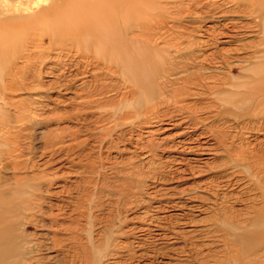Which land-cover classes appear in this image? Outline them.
I'll return each mask as SVG.
<instances>
[{"label": "rangeland", "instance_id": "rangeland-1", "mask_svg": "<svg viewBox=\"0 0 264 264\" xmlns=\"http://www.w3.org/2000/svg\"><path fill=\"white\" fill-rule=\"evenodd\" d=\"M33 1L0 0L5 263L264 264V55L252 46L259 28H242L238 16L228 27L239 38L199 43L201 58L251 45L233 52L231 69L206 61L208 85L177 93L189 102L180 110L169 100L184 71L170 72L163 43L172 30L164 33V23L152 45L121 25L141 33L165 0ZM81 3L90 6L80 12ZM53 4L64 9L44 14ZM213 23L199 22L190 38L207 40ZM188 62L186 74L201 67Z\"/></svg>", "mask_w": 264, "mask_h": 264}, {"label": "bare ground", "instance_id": "bare-ground-1", "mask_svg": "<svg viewBox=\"0 0 264 264\" xmlns=\"http://www.w3.org/2000/svg\"><path fill=\"white\" fill-rule=\"evenodd\" d=\"M46 1L47 0H34L32 2V4L36 5V6H40V5L42 6V4L44 2H46ZM53 1H51V2H53ZM105 1L107 2V0H105ZM165 1L166 2H165V4L163 6H161V5L155 6L156 9L159 8V11L158 12H151V15H149V18H150L149 21L150 22L144 28V31H142L141 33L136 35L134 32L136 30H138V28H136V27H131V28L128 27L125 24L127 22H124L121 25H122V31L124 32L125 36L129 35L130 39H133V40H138L139 38H143L144 37V39H146V41L149 42L152 45L157 44V41L160 38L158 36V34H159V31L163 28V24L164 23H165V25H168L167 28H165L166 30H165L164 33H168L169 30H172V32L174 34H172L171 38L169 37L170 39H164L163 43L166 45L165 46V50L167 51V53L166 52L165 53H166L167 60H169V70H170V72L175 71L176 69H183L182 71H184V74H182V75H180L178 77L181 80L182 86H178L176 88H173L174 90L171 91L172 92L171 96L169 95L170 98H171V100H169V101H171V103L177 109L179 108L181 110V109L187 108L188 107L187 105L189 104V102H188V104H185L184 103V99L183 98H179L177 93L185 92V94H188L190 88L186 89V87H188L190 84H192L194 86H207L208 85V83H206L207 82L206 79L210 78V77L204 76V75H202L200 73L203 68L205 69V67H204L205 64L204 63L206 61H209V63H210V61H216L218 63L224 64L229 69H231L232 64H230V63L232 61H230V60H232V59L236 60V58L232 57V54H234V53L235 54H240V53H238L239 50H246L247 47L251 45L250 44L251 42H249V43H247V42L246 43H240L239 47L236 46L237 48H234V49H226L225 48L224 50L212 51V52H208L207 54L204 53L202 58L200 57L201 55L198 54L197 50H199L198 49L199 46H200L199 43H203V44L205 43L207 46H211V45H214L215 43L216 44L218 43V41H216V39L218 37H224V38H229V39H237V38H239V36L236 35V34L232 35L231 32H233V31L230 30L229 27H228V26H231V25L233 27H236L239 23H241L240 21L236 20V17L239 16V17H242V18H246V22L241 25L242 28L250 27L251 24L253 26H256V27L259 28L260 38L257 40V42H256L257 44H255V45L253 44L252 45L254 47L253 52L258 54V55H260L259 57H262V55H264V0H165ZM29 4H31V3H25L26 9H28V5ZM90 4H91V6H94L93 3H90ZM5 6L7 7V5H5ZM87 6H90L89 3H81L79 5V7L81 8L80 12L84 11ZM10 9H11V6L5 8L6 11H9ZM62 9H64V6H62V4H53V5H49L46 9L43 10V12H44V14H50V13H52L54 11L57 12V11H60ZM156 9H155V11H156ZM38 10H37V12H38ZM35 14H37V13H35ZM29 15H32V14L30 13ZM27 19L31 20V18H28V17H27ZM26 21L28 22V20H26ZM107 21L108 22L111 21L110 18H108ZM207 21L208 22L215 21V24L214 23H213V25L210 24L208 26V28L206 29V31H205L207 33V40H205V41L203 40V42L202 41L200 42L199 40H197L195 38H190V36H196V31H197V28H198L197 24L199 22H207ZM218 21L223 22V23H221V26L218 25V23H216ZM168 22H169V24H167ZM31 24L32 23H30V25ZM176 28L180 29L179 34L178 33L175 34L174 31H175ZM225 29L227 31H225ZM234 31L237 32V30H234ZM111 32L107 36L109 39L108 38L106 39V41H105L106 44H107V41H110V40H113V39L115 40V36H118V34H116L115 31L113 32V34ZM146 33H147V37H145ZM110 34H112V35H110ZM41 36L39 35V37H37V38L33 37L35 39H38V41H34L36 47H39V41H40L39 38ZM125 36L122 35V37H125ZM184 37H186V38H184ZM257 37H259V36H257ZM175 38L182 39V40H181V42H179L178 47L176 46V44L173 41V43L175 45V49H174L175 55L171 56L169 54V52L171 51V50L169 51V47L170 48L174 47V45H172L171 41L174 40ZM210 40L212 41V43H210ZM221 42L224 43V42H229V41L224 40V41H221ZM111 44L112 43L110 42L106 46H104L105 57L107 56V54L111 55V53L113 52V50H112L113 47H112ZM111 47H112V49H111ZM159 49L160 48H157V49L154 50V54L155 55L159 54ZM66 54H68V53H66ZM172 57L173 58L174 57H178L179 58V60H178L179 62L174 61L172 59ZM30 59H29V61H30ZM188 60H192L193 61L192 63H194V65L198 64V67L201 66V67H199V70H194V71L190 72L189 74H186V72H188L187 70H190L189 69ZM237 62H238V60H237ZM107 70H111V68H107ZM168 72L169 71L165 70V74L166 73L168 74ZM163 77H164V75H163ZM216 77H217V75H216ZM225 79H223V80H225ZM214 80H215V78H214ZM216 80H217V78H216ZM166 82L169 83L170 85H174L175 86V84L177 83V80L176 79H169V80H166ZM203 82H204V84H203ZM212 87H213V85H212ZM215 90H216V88H215ZM142 93H143V91H142ZM196 93L194 95H196ZM192 106H193V104H192ZM169 107H170V105H169ZM180 110H178V111H180ZM199 110H202V108H200ZM190 111H192V110H190ZM180 113H181V111H180ZM186 115H188V114H185V116ZM246 168H248V166H246ZM259 187H260L259 188L260 189V193L262 194V199L264 201V186L261 185ZM8 231H9V229L7 227L6 228H2V230H0V264H13L11 262H8L7 260H6V263H5V260H4V259H6L8 257V254L11 252L10 245L5 246V243L1 244V240L4 239V237L7 235ZM247 236H248V234H242V235L238 236V239H242V238H245Z\"/></svg>", "mask_w": 264, "mask_h": 264}]
</instances>
